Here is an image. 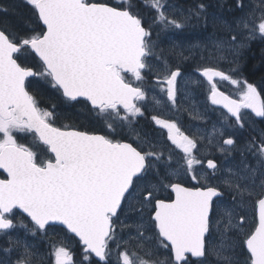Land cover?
<instances>
[{
    "label": "snow or ice",
    "instance_id": "1",
    "mask_svg": "<svg viewBox=\"0 0 264 264\" xmlns=\"http://www.w3.org/2000/svg\"><path fill=\"white\" fill-rule=\"evenodd\" d=\"M24 3L0 23V264H264V96L236 78L264 43V0L228 18L203 0ZM201 23L204 42L161 46ZM187 85L207 88L203 113Z\"/></svg>",
    "mask_w": 264,
    "mask_h": 264
},
{
    "label": "flooded vegetation",
    "instance_id": "2",
    "mask_svg": "<svg viewBox=\"0 0 264 264\" xmlns=\"http://www.w3.org/2000/svg\"><path fill=\"white\" fill-rule=\"evenodd\" d=\"M176 2L183 5L185 8H187V7H190L194 2H198V0H176ZM203 2L207 5V12L209 16L217 15L222 18H228L230 16L229 10L233 5V0H203ZM143 14L146 19H149V20L151 19V12L148 9H144ZM186 31H188L187 33L189 34V36H193V34L202 35V39L209 38L214 33V29L211 23H209L207 27H205L203 23H201L199 25L186 27L182 30H169L167 33L161 34V37H160L161 46L167 49L169 46H164V43H165L164 41L174 42L173 37L177 39L181 36V33H184ZM251 50L252 51L251 53L248 54V57H245L247 51L245 52L244 60L242 61V73L236 78L242 79V80L246 79L249 83L255 84L258 88V91H261L262 96H264V72H261L259 75H257L254 78H251V73L253 71L258 70L259 66H264V55H262V50H264V43L260 41L253 42L251 46ZM189 63L191 64V61ZM225 68H227V65H225ZM192 71H193V68H187V72H192ZM187 72H186L185 79L188 78ZM180 83H181V87H185L184 81H181ZM222 83H226V81H221L218 83V88L220 91L224 92L227 95L232 96V98H238L237 89H231L229 86L222 85ZM186 87H187V93L191 99L186 102L185 106L189 107V110H192V107L194 105L195 108L199 109L200 112L203 113L204 111L203 105L206 103L207 88L206 87L197 88L195 85H187ZM213 108H216L217 111H213L212 110ZM219 111L220 109L218 108V106H211L209 104L208 117L211 122H214L217 119ZM245 111L250 113V110H245ZM252 117L255 118L254 114H252ZM248 118H249L248 116L245 117V119H248ZM255 119L258 123V127L264 128V123H260V118H255ZM182 124L185 128H188L192 125H198L201 127L202 130L205 128V125H203L200 121L191 120L188 115V112L182 113ZM139 126L145 129L151 127L144 118L140 119ZM207 129L210 131L211 123L207 125ZM30 141H31V136L28 137L27 142H30ZM21 142H25V141H21ZM217 159H219V154H217ZM225 163H231V161H225ZM0 176H1V173H0ZM50 236L53 241L59 238V235H52L51 233H50ZM28 239L30 242L37 243L42 253H46L50 251L49 242L45 240H39V239L36 241H33L31 237H29ZM0 243H2V241H0ZM73 251L75 253L74 259L79 261L80 255L75 246H73ZM209 263H211V258H209ZM45 264H47V261L45 262Z\"/></svg>",
    "mask_w": 264,
    "mask_h": 264
},
{
    "label": "trees",
    "instance_id": "3",
    "mask_svg": "<svg viewBox=\"0 0 264 264\" xmlns=\"http://www.w3.org/2000/svg\"><path fill=\"white\" fill-rule=\"evenodd\" d=\"M19 1L20 2H18L17 0H0V23L9 24V25H18L21 21V18L28 14V8L25 6L24 1L22 0ZM251 51L252 50L247 51L245 57H248V54L251 53ZM261 72H264V66H259L258 70L253 71L251 73V78L256 77ZM62 123H75L77 125L88 126V121L85 119L84 116L75 117L71 121L64 120L62 121Z\"/></svg>",
    "mask_w": 264,
    "mask_h": 264
},
{
    "label": "rangeland",
    "instance_id": "4",
    "mask_svg": "<svg viewBox=\"0 0 264 264\" xmlns=\"http://www.w3.org/2000/svg\"><path fill=\"white\" fill-rule=\"evenodd\" d=\"M17 1L20 2L19 0H17ZM22 1H24V0H22ZM187 32L188 31L181 33V36L177 39L173 37L174 42L164 41L165 42L164 46H170V44L176 43V44L182 45L184 47H187L190 44L202 43L206 39H208V38L202 39V35H196V34H193V36H189V34ZM222 85L229 86L231 89H237L236 86L230 84L229 82L222 83ZM19 231H20V234L23 235V230L20 229ZM209 264H211V263H209Z\"/></svg>",
    "mask_w": 264,
    "mask_h": 264
},
{
    "label": "water",
    "instance_id": "5",
    "mask_svg": "<svg viewBox=\"0 0 264 264\" xmlns=\"http://www.w3.org/2000/svg\"><path fill=\"white\" fill-rule=\"evenodd\" d=\"M0 172L3 174V176H4V175H6V174H4V173H3V171H2V170H0ZM58 227H59V226H58Z\"/></svg>",
    "mask_w": 264,
    "mask_h": 264
},
{
    "label": "bare ground",
    "instance_id": "6",
    "mask_svg": "<svg viewBox=\"0 0 264 264\" xmlns=\"http://www.w3.org/2000/svg\"><path fill=\"white\" fill-rule=\"evenodd\" d=\"M172 40V39H171ZM178 42V41H177ZM250 65V64H249ZM259 79V78H258ZM3 178V177H2Z\"/></svg>",
    "mask_w": 264,
    "mask_h": 264
}]
</instances>
